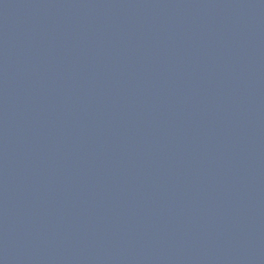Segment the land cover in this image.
<instances>
[{
  "label": "water",
  "instance_id": "water-1",
  "mask_svg": "<svg viewBox=\"0 0 264 264\" xmlns=\"http://www.w3.org/2000/svg\"><path fill=\"white\" fill-rule=\"evenodd\" d=\"M0 264H264V0H0Z\"/></svg>",
  "mask_w": 264,
  "mask_h": 264
}]
</instances>
